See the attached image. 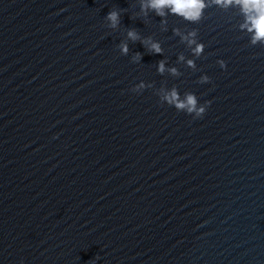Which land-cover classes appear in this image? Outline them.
Segmentation results:
<instances>
[{"label": "water", "instance_id": "water-1", "mask_svg": "<svg viewBox=\"0 0 264 264\" xmlns=\"http://www.w3.org/2000/svg\"><path fill=\"white\" fill-rule=\"evenodd\" d=\"M161 20L140 0H0V264H264V45L235 3ZM133 28L163 54H121ZM173 86L202 118L161 102Z\"/></svg>", "mask_w": 264, "mask_h": 264}, {"label": "clouds", "instance_id": "clouds-1", "mask_svg": "<svg viewBox=\"0 0 264 264\" xmlns=\"http://www.w3.org/2000/svg\"><path fill=\"white\" fill-rule=\"evenodd\" d=\"M240 6L241 14L244 16V22L240 25L241 30H247L251 34L250 43L256 45L258 43L264 45V0H140V11L145 16L149 12H155L156 15L162 18V31H167L166 17L169 14L176 15L183 18L190 23H199L203 17L205 10L209 7L216 6L222 10L227 9L233 4ZM105 20L108 22V27L115 30L121 24V11L111 10L106 15ZM175 35L180 37V41L185 43L191 49L195 57L203 54L205 45L198 42L197 30L193 29L186 34L181 32L179 28L173 29ZM127 39L119 43L121 54L127 55L129 53L128 40L132 42L139 41L150 53L163 54V48L158 41L152 37L142 38L141 35L133 28L127 31ZM141 54L136 53L133 56V62H140ZM178 62H186V65L193 70H196V64L193 59H187L183 54L178 57ZM220 66L224 68L225 62L218 61ZM167 61L162 59L158 62L157 71L160 75L169 73L174 77L182 75L176 67H166ZM210 78L207 75H202L199 78L200 83L209 82ZM152 84H145L141 82L132 88L133 92L140 93L146 87H152ZM161 102H166L170 106H174L178 111H184L194 118H202L206 112L208 103L201 105L194 93L185 92L183 98L178 89L173 86L171 89L161 87L157 90ZM95 259H100L99 255Z\"/></svg>", "mask_w": 264, "mask_h": 264}]
</instances>
